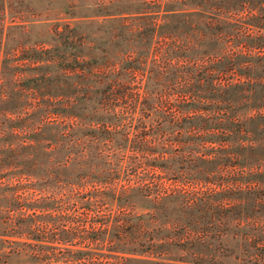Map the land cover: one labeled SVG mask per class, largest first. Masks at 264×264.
Instances as JSON below:
<instances>
[{"label":"trees","instance_id":"1","mask_svg":"<svg viewBox=\"0 0 264 264\" xmlns=\"http://www.w3.org/2000/svg\"><path fill=\"white\" fill-rule=\"evenodd\" d=\"M9 9L3 256L264 264V0H99L49 40Z\"/></svg>","mask_w":264,"mask_h":264},{"label":"rangeland","instance_id":"2","mask_svg":"<svg viewBox=\"0 0 264 264\" xmlns=\"http://www.w3.org/2000/svg\"><path fill=\"white\" fill-rule=\"evenodd\" d=\"M11 3V12L19 14L21 20H29L32 22L31 25V36L32 38H38L42 40H49L50 38V27L57 20L68 19L70 16H74L71 20L82 19L83 15H90L89 17L93 20H99L98 16H93L98 9L99 0H9ZM13 14V13H11ZM8 14V18L11 16ZM89 17H85L88 19ZM18 20V19H16ZM3 237L0 236V264H42L41 261L31 259L30 253L32 252L31 247H24L18 244H11V247L19 249V253L11 254L8 257L3 256V252L7 250L6 243H3ZM49 248L45 249V258H53L56 256L60 261L52 264H66L63 260L65 256H69L65 249L53 250L51 252ZM96 254L98 250L94 251ZM54 254V255H53ZM77 254L75 253V256ZM97 256V255H92ZM6 261V262H5ZM82 264V263H76ZM91 264H96L91 262Z\"/></svg>","mask_w":264,"mask_h":264}]
</instances>
